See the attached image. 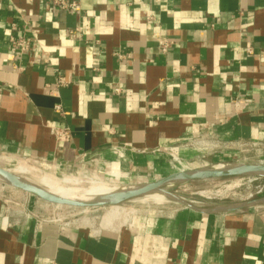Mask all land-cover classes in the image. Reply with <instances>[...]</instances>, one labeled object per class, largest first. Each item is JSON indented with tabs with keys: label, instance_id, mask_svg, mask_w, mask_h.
<instances>
[{
	"label": "crops",
	"instance_id": "obj_1",
	"mask_svg": "<svg viewBox=\"0 0 264 264\" xmlns=\"http://www.w3.org/2000/svg\"><path fill=\"white\" fill-rule=\"evenodd\" d=\"M63 1L78 10L0 0V154L143 177L264 150V0ZM8 195L24 199L0 184V264H264V205L97 227L33 214L31 198L23 217Z\"/></svg>",
	"mask_w": 264,
	"mask_h": 264
},
{
	"label": "rangeland",
	"instance_id": "obj_2",
	"mask_svg": "<svg viewBox=\"0 0 264 264\" xmlns=\"http://www.w3.org/2000/svg\"><path fill=\"white\" fill-rule=\"evenodd\" d=\"M251 149L252 151L248 152L244 158H240L238 160L229 159L219 161L215 159L213 155H210L208 158L201 159L200 162L193 165H181V163L178 164V160L172 161L167 164L168 167L166 166V170H161V172L156 175L143 177H133L130 175L123 176V173H119L116 168L108 170V167H101L95 162H91L89 165L85 164L83 166H77V168L74 167L63 172L52 162L37 160L21 154H0V167H3V169L11 172L14 170L15 166L24 164L26 167L34 168L37 172H42L44 174L52 173V175L57 177H62L63 175L68 176L74 174L75 172H80V174L83 175L82 179L77 180L68 177L69 181H72L75 186L82 185L84 187H89L94 184V182H106L112 183L116 187L121 188L158 181L169 174L178 172L183 166L184 168L197 169L220 164H264V150H261V148ZM26 178L28 177L26 176ZM248 179L251 178L224 177L207 180H195L175 184L169 187L167 191L187 203L200 207L238 204L264 196V178H252L255 179L252 182H248ZM259 188H263L261 192L262 194L257 195L255 192L259 190ZM12 191L19 196L22 195L24 199L21 197L14 199L13 197L10 198L11 196L8 195V197L4 198L5 203L7 206L12 207V209L14 208L15 211L19 210V207L21 206L23 217L26 216L29 218V198H31L38 204V207L31 209L33 214L41 213L45 215V217H48V220H57L62 223L77 222L81 224H95L97 227L121 224L128 221L132 217L145 213L156 212L163 208L183 207L181 204L171 200L153 203L149 199L142 200V197H140L129 200L120 205L82 209L48 204L20 190L12 188Z\"/></svg>",
	"mask_w": 264,
	"mask_h": 264
},
{
	"label": "water",
	"instance_id": "obj_3",
	"mask_svg": "<svg viewBox=\"0 0 264 264\" xmlns=\"http://www.w3.org/2000/svg\"><path fill=\"white\" fill-rule=\"evenodd\" d=\"M224 177L264 178V164H220L219 168L216 165V167L208 166L197 169L182 170L152 183L128 186L111 194H103L79 201L56 198L42 188H39L35 184L29 182L26 178L0 168V184L20 190L48 204L73 208H99L105 206H115L153 193L165 194L167 200L179 203L184 208H188L199 213L229 212L264 205V196H261L238 204L200 207L187 203L167 191L169 187L179 183Z\"/></svg>",
	"mask_w": 264,
	"mask_h": 264
},
{
	"label": "bare ground",
	"instance_id": "obj_4",
	"mask_svg": "<svg viewBox=\"0 0 264 264\" xmlns=\"http://www.w3.org/2000/svg\"><path fill=\"white\" fill-rule=\"evenodd\" d=\"M217 167L219 168V165H217ZM11 172L23 178H26L27 176L28 178L26 179L29 182L35 184L39 188H42L50 195L56 198L70 200V201L86 200L88 198H93L95 196H100L103 194L104 195L111 194L113 192L125 188V187L118 188L114 184L106 183V182L105 183L94 182V184H92L89 187H84L82 185L75 186L72 181H69V178L77 179V180L82 179L83 175L80 174V172H75L74 174L68 176L63 175L62 177H57L52 175V173L44 174L42 172H37L34 168L26 167L24 164L15 166L14 170H12ZM141 199L142 200L149 199L153 203H160L167 200L165 194H160V193H153L144 196ZM82 209H86V208H82Z\"/></svg>",
	"mask_w": 264,
	"mask_h": 264
},
{
	"label": "built area",
	"instance_id": "obj_5",
	"mask_svg": "<svg viewBox=\"0 0 264 264\" xmlns=\"http://www.w3.org/2000/svg\"><path fill=\"white\" fill-rule=\"evenodd\" d=\"M50 1H52V3L54 5L58 6L60 9H63V10H68V11H70V10H78V5L76 3H69V4H67L63 0H50ZM10 42H11L12 48H14L16 50H20L21 51V50L27 49V45H26V42L24 40H21V39L14 40V39H12V40H10ZM167 45H168L167 42H164V41L161 42L160 43L161 50L162 51H165L166 48H167ZM57 84L59 86L60 85H65L66 82L63 79L59 78L57 80ZM115 93H119V90L118 89L115 90ZM54 111L56 113H58L59 115H64L65 114L60 105H56L54 107ZM49 133L53 136V138L57 142H67L69 140V138H70V131H69V128L66 127V126L65 127H54V126L53 127H50L49 128ZM214 138L215 137H213V136H210L208 139H205V138L202 139V138H200L199 140H197L195 142V144H200L201 146H207L208 148L209 147L210 148H212V147L213 148H216V146H217L216 144L219 141H218V139H214ZM253 146H255V145H253ZM173 161H176V160H173ZM254 180L255 179H252L251 178V179H248V182H252ZM263 187H264V184H263ZM262 189L263 188H259V190H257L255 193L257 195L262 194L261 193L262 192ZM52 221H57V220H52Z\"/></svg>",
	"mask_w": 264,
	"mask_h": 264
}]
</instances>
